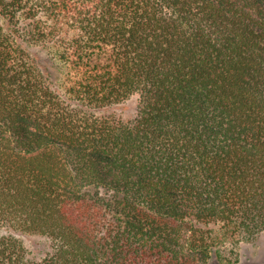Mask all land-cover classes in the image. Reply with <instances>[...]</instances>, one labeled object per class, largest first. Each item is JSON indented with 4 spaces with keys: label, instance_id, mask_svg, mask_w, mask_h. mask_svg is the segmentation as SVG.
Wrapping results in <instances>:
<instances>
[{
    "label": "trees",
    "instance_id": "obj_1",
    "mask_svg": "<svg viewBox=\"0 0 264 264\" xmlns=\"http://www.w3.org/2000/svg\"><path fill=\"white\" fill-rule=\"evenodd\" d=\"M0 227L46 242L0 234V264L236 262L264 233V0H0Z\"/></svg>",
    "mask_w": 264,
    "mask_h": 264
},
{
    "label": "rangeland",
    "instance_id": "obj_2",
    "mask_svg": "<svg viewBox=\"0 0 264 264\" xmlns=\"http://www.w3.org/2000/svg\"><path fill=\"white\" fill-rule=\"evenodd\" d=\"M46 54H43L45 57ZM47 57V56H46ZM50 59L47 57V60ZM43 65L48 66L56 83L60 82L64 76L58 64L48 63ZM138 96L133 95L127 100L115 104L114 106L102 111V114H112L124 120L131 119L135 115ZM14 233L26 246L31 255H39V251L45 247V240L33 234H20L18 232H11L9 229L0 227V234ZM236 262L233 264H264V233L258 234L253 240L241 241L236 246ZM213 264H225L219 259L215 258Z\"/></svg>",
    "mask_w": 264,
    "mask_h": 264
}]
</instances>
